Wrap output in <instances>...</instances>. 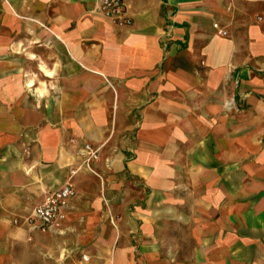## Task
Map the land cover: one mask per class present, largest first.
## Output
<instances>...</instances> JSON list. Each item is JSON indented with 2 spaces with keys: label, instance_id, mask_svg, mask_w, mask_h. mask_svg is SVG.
I'll list each match as a JSON object with an SVG mask.
<instances>
[{
  "label": "crops",
  "instance_id": "crops-1",
  "mask_svg": "<svg viewBox=\"0 0 264 264\" xmlns=\"http://www.w3.org/2000/svg\"><path fill=\"white\" fill-rule=\"evenodd\" d=\"M125 6L0 0V264H264V0Z\"/></svg>",
  "mask_w": 264,
  "mask_h": 264
},
{
  "label": "built area",
  "instance_id": "built-area-1",
  "mask_svg": "<svg viewBox=\"0 0 264 264\" xmlns=\"http://www.w3.org/2000/svg\"><path fill=\"white\" fill-rule=\"evenodd\" d=\"M100 12L107 18L113 20L121 26L132 24L131 18L127 16L125 0H98ZM218 28V25H215ZM225 35L226 33L223 32ZM85 163L91 164L99 158V149L91 145L85 146ZM75 173V172H74ZM75 196V190L71 184H67L61 189L50 192L46 195L45 200L34 211L29 222L34 227L45 231L53 227L60 219L64 218V210L70 200Z\"/></svg>",
  "mask_w": 264,
  "mask_h": 264
}]
</instances>
